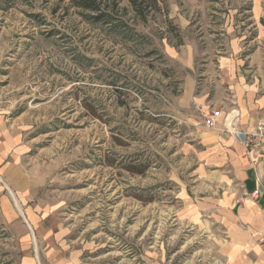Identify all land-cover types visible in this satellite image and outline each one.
Masks as SVG:
<instances>
[{
  "label": "rangeland",
  "instance_id": "1",
  "mask_svg": "<svg viewBox=\"0 0 264 264\" xmlns=\"http://www.w3.org/2000/svg\"><path fill=\"white\" fill-rule=\"evenodd\" d=\"M113 1L103 24L69 0H0V138H12L36 224L55 234L36 246L30 233L25 247L0 203V264L37 252L59 264H258L251 249L230 258L224 228L193 212L209 192L195 135L213 109L197 100L236 111V91L255 82L256 43L240 33L249 6L204 0L211 22L194 15L183 30L162 2L171 33L161 14L142 23ZM221 62L235 69L224 81ZM3 195L21 215L0 179Z\"/></svg>",
  "mask_w": 264,
  "mask_h": 264
},
{
  "label": "crops",
  "instance_id": "2",
  "mask_svg": "<svg viewBox=\"0 0 264 264\" xmlns=\"http://www.w3.org/2000/svg\"><path fill=\"white\" fill-rule=\"evenodd\" d=\"M160 1L167 5L169 18L183 30L189 26V20L194 15L201 14L209 22L213 18L211 8H205L204 0ZM226 2L235 7L249 6L247 11L249 23L240 33L241 36L248 34L251 36L250 42L256 43V48L250 57L255 82L252 85L244 83L242 88L236 91L241 96L236 109L238 121L235 128L238 131H246L250 130L259 118L264 117V92L260 90L264 80V0H226ZM228 21L229 16L224 29L232 30ZM237 48L241 47L237 46ZM226 70L231 73L235 69L230 63L221 62L219 65L221 81L225 80L222 77L227 75ZM244 94L245 97L241 98ZM197 101L202 103L204 109L209 106L213 108L212 111H222L217 118V124L220 126L223 118L228 114L230 105L218 100L209 101L205 96ZM11 139L9 135L0 138V179L15 193L23 210L21 215L14 213L3 195L0 198L1 211L11 228L18 232L20 243L25 247L30 246V233L36 246L52 243L55 234L52 231L47 233L48 231L41 228V225L36 224L34 212L26 201L29 185L21 166L10 159ZM195 145L198 150L194 174L198 180L208 183L209 192L201 198L193 212L207 213L208 217L213 218L214 222L224 228L227 245L230 248V258L235 259L237 255H245L247 250L251 249L258 255L257 263L264 264V249L256 244L257 238L264 229V150L262 158L249 159L244 147L233 135L221 132L219 129L207 128L196 132ZM256 191L258 197L253 200L251 194ZM46 258L49 262L61 263L57 255L52 253L41 255L37 252L25 254L21 258V264H37Z\"/></svg>",
  "mask_w": 264,
  "mask_h": 264
},
{
  "label": "built area",
  "instance_id": "3",
  "mask_svg": "<svg viewBox=\"0 0 264 264\" xmlns=\"http://www.w3.org/2000/svg\"><path fill=\"white\" fill-rule=\"evenodd\" d=\"M199 108H202L199 105ZM219 112H201V119L204 128L207 129H219L221 132L233 135L234 138L244 147L246 156L249 159H255L256 157L262 158V152L264 150V117L259 118L250 130L238 131L235 128V124L238 121V113L233 110L229 112L219 126L217 124V118ZM253 200L258 197V192L251 194ZM256 244L261 249H264V229L261 235L257 238Z\"/></svg>",
  "mask_w": 264,
  "mask_h": 264
},
{
  "label": "trees",
  "instance_id": "4",
  "mask_svg": "<svg viewBox=\"0 0 264 264\" xmlns=\"http://www.w3.org/2000/svg\"><path fill=\"white\" fill-rule=\"evenodd\" d=\"M117 2L121 0H116ZM113 1V5L116 2ZM128 6L135 16V18L142 22L146 23L147 19L154 14H161L167 19V12L163 7V3L160 0H127ZM70 5L84 13H87L86 18L92 23H106L109 18V4L106 0H69ZM171 26L169 32H177L176 27H172V24L168 22Z\"/></svg>",
  "mask_w": 264,
  "mask_h": 264
}]
</instances>
